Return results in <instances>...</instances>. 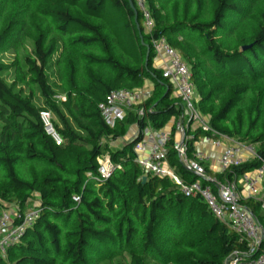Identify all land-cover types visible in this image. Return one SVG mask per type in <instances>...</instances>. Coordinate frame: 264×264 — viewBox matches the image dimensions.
Returning <instances> with one entry per match:
<instances>
[{"label": "trees", "instance_id": "obj_1", "mask_svg": "<svg viewBox=\"0 0 264 264\" xmlns=\"http://www.w3.org/2000/svg\"><path fill=\"white\" fill-rule=\"evenodd\" d=\"M32 1L43 30L30 36L28 26L11 22L0 29V214L10 205L39 213L0 264H225L241 248L237 236L201 200L141 170L133 152L139 137L112 142L133 125L161 130L183 114L153 66L152 40L164 37L190 66L196 107L210 126L256 146L264 160V0H147L149 35L128 0ZM7 51L10 63L1 59ZM145 81L152 92L144 115L126 111L107 125L98 109L107 94ZM41 111L51 113L61 145L45 134ZM192 134L189 154L203 135ZM106 154L116 169L100 180L98 159ZM167 160L182 180L195 179L172 142ZM259 165L250 161L226 178ZM244 204L262 223L258 204Z\"/></svg>", "mask_w": 264, "mask_h": 264}, {"label": "built area", "instance_id": "obj_2", "mask_svg": "<svg viewBox=\"0 0 264 264\" xmlns=\"http://www.w3.org/2000/svg\"><path fill=\"white\" fill-rule=\"evenodd\" d=\"M133 3L142 15L144 31L149 35L154 28V22L147 0H133ZM152 47L156 58L164 59L159 70L162 78L172 85L174 97L182 104L183 114L174 120L173 140L172 131L156 130L147 126L142 132H138L135 138L139 137V140L133 147L135 162L145 174L169 179L179 187L184 197L201 200L207 210L237 236L241 248L229 257L226 264H264V251L261 248L264 244V160L258 158L252 144L227 137L210 126L209 118L206 119L196 107L198 98L190 67L179 52L169 45L166 38L152 40ZM151 87L152 84L145 81L138 89L110 91L105 101L98 105L106 124L113 127L130 110H137V116L142 117L143 106L152 92ZM39 118L45 134L55 145H61L62 139L53 127L51 113L41 111ZM196 131L203 135L193 143V151L189 154L188 142L193 139L192 133ZM171 142L181 165L195 177L192 182L182 180L169 166L167 153ZM206 147L218 151L215 159L218 173L211 172L209 165H206L207 157L198 150ZM256 159L260 165L253 171L232 179L226 178L233 168ZM98 165L100 180H107L116 169L108 154L98 159ZM215 174L223 176V180L217 179ZM87 176L91 177L90 174ZM79 200V197H73L74 202L78 203ZM249 200L258 204L262 223L244 204V201ZM38 213V210L23 214L18 210L1 212L0 256H5L6 251L19 242L24 232L33 226Z\"/></svg>", "mask_w": 264, "mask_h": 264}, {"label": "rangeland", "instance_id": "obj_3", "mask_svg": "<svg viewBox=\"0 0 264 264\" xmlns=\"http://www.w3.org/2000/svg\"><path fill=\"white\" fill-rule=\"evenodd\" d=\"M32 2H33L32 0H0V29L5 27L8 22H11L13 23V26L16 28L23 26V25L28 26L29 32H27V34H29L30 36L33 34L34 30L36 31L43 30L45 26V22L43 20H40L33 14L34 10L30 8V6H32ZM13 26L12 28H14ZM198 52H200L199 49H198ZM13 58H14V54L12 53V51H7L1 57V59L6 63H10L13 60ZM205 69L206 71L211 70V66L206 64ZM7 79L8 81H11L13 77L11 76ZM58 100H64V96L63 95L59 96ZM38 104H40L39 101H38ZM203 116L206 119H208L206 115H203ZM125 142L126 140L124 141V139H120L114 143L112 142L113 144L112 147L114 148L121 147ZM6 207L9 208V210H13V211L16 210L15 205H10Z\"/></svg>", "mask_w": 264, "mask_h": 264}, {"label": "crops", "instance_id": "obj_4", "mask_svg": "<svg viewBox=\"0 0 264 264\" xmlns=\"http://www.w3.org/2000/svg\"><path fill=\"white\" fill-rule=\"evenodd\" d=\"M164 63V59L163 58H155L153 60V66L154 68L156 69H159V67ZM152 88V87H151ZM173 97H174V94H173ZM174 127V119H171L167 124L166 126L163 128V130L167 131V132H171L172 129ZM138 132H139V129L136 125H133L131 127H129L127 133H126V136L122 139H124V141H131L133 140L135 137H137L138 135ZM198 150L202 151V153L205 154V156L207 157V163L206 165L208 164L210 169H211V172L213 173H218V168H217V165L215 163V159H216V156L218 155V151H215L214 149L210 148V147H206V148H199Z\"/></svg>", "mask_w": 264, "mask_h": 264}, {"label": "water", "instance_id": "obj_5", "mask_svg": "<svg viewBox=\"0 0 264 264\" xmlns=\"http://www.w3.org/2000/svg\"><path fill=\"white\" fill-rule=\"evenodd\" d=\"M128 2H129V5H130V7H131V9L133 10V12H134V14H135V20L137 19V10H136V8H135V6H134V4H133V2H132V0H128ZM139 29V28H138ZM140 37L142 38V36L140 35ZM248 47H243V51L244 50H246ZM148 52H149V49L147 48V55H146V57L148 56ZM146 180V177H144L143 178V182Z\"/></svg>", "mask_w": 264, "mask_h": 264}]
</instances>
